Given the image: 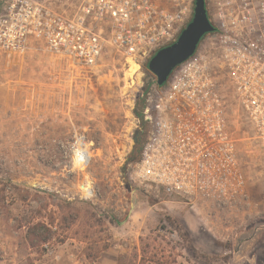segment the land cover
I'll list each match as a JSON object with an SVG mask.
<instances>
[{
	"label": "rangeland",
	"instance_id": "374dc122",
	"mask_svg": "<svg viewBox=\"0 0 264 264\" xmlns=\"http://www.w3.org/2000/svg\"><path fill=\"white\" fill-rule=\"evenodd\" d=\"M128 61L108 50L89 68L40 43L23 52L0 44V264H92L119 246L131 251L129 264L137 255L140 264H264V174L255 156L241 154L246 205L237 197L192 206L132 182L126 160L144 132L135 118L155 78L140 61L139 80H129ZM252 144L238 141L241 153ZM78 145L87 150L76 153Z\"/></svg>",
	"mask_w": 264,
	"mask_h": 264
},
{
	"label": "built area",
	"instance_id": "2783aa9c",
	"mask_svg": "<svg viewBox=\"0 0 264 264\" xmlns=\"http://www.w3.org/2000/svg\"><path fill=\"white\" fill-rule=\"evenodd\" d=\"M193 3L3 0L0 44L23 52L40 43L89 68L108 50L146 62L180 34ZM205 8L215 30L164 84L149 85L142 95L135 120L145 138L130 179L155 198L229 206L239 197L246 205L242 155L258 158L264 174V0H205ZM240 125L248 129L244 138ZM249 140L254 150L245 146L241 153L238 141Z\"/></svg>",
	"mask_w": 264,
	"mask_h": 264
},
{
	"label": "water",
	"instance_id": "95a60500",
	"mask_svg": "<svg viewBox=\"0 0 264 264\" xmlns=\"http://www.w3.org/2000/svg\"><path fill=\"white\" fill-rule=\"evenodd\" d=\"M194 8L190 22L171 45L158 50L147 62L146 69L158 86L164 84L171 72L192 57L201 39L215 29L208 19L205 0H193Z\"/></svg>",
	"mask_w": 264,
	"mask_h": 264
},
{
	"label": "crops",
	"instance_id": "0c3cea01",
	"mask_svg": "<svg viewBox=\"0 0 264 264\" xmlns=\"http://www.w3.org/2000/svg\"><path fill=\"white\" fill-rule=\"evenodd\" d=\"M134 219V216H129L128 217V220L127 222L125 223V227L126 225H129L130 222ZM132 236L133 237H136V240L138 239V236H139V233L138 231H136L135 233H132ZM126 245V244H125ZM119 249L118 250H113L111 252H106L105 254L101 255L100 257H98L97 259H95V261H93L92 264H129L127 261V257L129 255H131V251L127 250L126 247H121L119 246L118 247ZM139 252V251H138ZM4 253H8L9 255H13L14 252L12 251H4ZM62 258H66L65 257V252L63 251V254H62ZM60 254L59 252L57 253L56 257L57 259H60ZM10 257H7V261H3V264H17V261H15L12 257V259H8ZM140 259H141V256L140 255H137L136 256V260H135V264H140ZM34 263L35 264H42L43 263V260H39L38 258L36 259H33ZM130 261V260H129ZM79 264V262H78ZM80 264H90L89 262H83V263H80Z\"/></svg>",
	"mask_w": 264,
	"mask_h": 264
},
{
	"label": "trees",
	"instance_id": "16d2710c",
	"mask_svg": "<svg viewBox=\"0 0 264 264\" xmlns=\"http://www.w3.org/2000/svg\"><path fill=\"white\" fill-rule=\"evenodd\" d=\"M147 87L148 86H146L144 88L142 95L146 93ZM136 117H140V114H137ZM143 136H144V132H140L138 135H136L134 137V148L131 151V153L129 154V157L127 158V160H126V166L127 165H132V167H133L135 165V163L138 162L139 154H140V151H141V146H142V143H143ZM124 222H126V218H125Z\"/></svg>",
	"mask_w": 264,
	"mask_h": 264
},
{
	"label": "bare ground",
	"instance_id": "6f19581e",
	"mask_svg": "<svg viewBox=\"0 0 264 264\" xmlns=\"http://www.w3.org/2000/svg\"><path fill=\"white\" fill-rule=\"evenodd\" d=\"M140 71V67L139 65L134 62V61H128L127 62V70L125 72V75L127 76V78L131 81H137L139 80L140 75H137V73ZM134 76H136V78L134 79Z\"/></svg>",
	"mask_w": 264,
	"mask_h": 264
},
{
	"label": "flooded vegetation",
	"instance_id": "af4514ba",
	"mask_svg": "<svg viewBox=\"0 0 264 264\" xmlns=\"http://www.w3.org/2000/svg\"><path fill=\"white\" fill-rule=\"evenodd\" d=\"M194 2V1H193ZM194 4V3H193ZM193 8H194V5H193ZM192 15H193V10H192ZM192 15H191V18H192ZM207 16H208V14H207ZM191 18H190V20H191ZM209 19V18H208ZM190 20L186 23V25L190 22ZM186 25L184 26V27H182V29H181V31L186 27ZM181 31L179 32V33H181ZM178 36H179V34H178ZM177 36V37H178ZM177 37L174 39V41L173 42H171L170 44H168V45H171L172 43H174L175 42V40L177 39ZM202 40V39H201ZM167 45V46H168ZM146 62H148V61H146ZM145 63V62H144ZM147 64V63H146Z\"/></svg>",
	"mask_w": 264,
	"mask_h": 264
}]
</instances>
